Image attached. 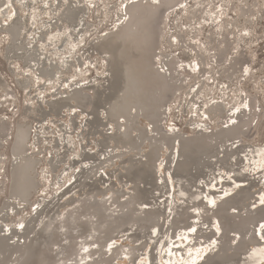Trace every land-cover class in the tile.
<instances>
[{"label": "bare ground", "instance_id": "bare-ground-1", "mask_svg": "<svg viewBox=\"0 0 264 264\" xmlns=\"http://www.w3.org/2000/svg\"><path fill=\"white\" fill-rule=\"evenodd\" d=\"M86 1L0 0V30L9 34L3 54L10 68L13 59L21 58L42 78L38 87L51 83L48 97L27 99L24 119L9 142L0 264H264V142L241 139V132L259 119L257 104L252 110L244 94L245 108L234 105L224 113L215 100L208 107L221 114V122L210 125L198 115L203 111L198 80L188 89L189 104L196 109L186 120L188 127L169 120V103L193 71L200 79L206 72L200 57L194 70L177 48L160 49L165 15L183 0H122L113 26L90 40L88 50L102 57V70L81 77L84 66H98L91 55L77 62L72 53L83 40ZM202 2L193 14L200 13ZM249 11L242 7L240 14ZM53 12L58 16L39 22L38 16ZM221 17L210 26L211 32L224 34L213 59L224 63L219 69L225 75L242 70L245 77L249 61L228 51L236 30ZM194 42L182 35L172 40L173 46L192 50ZM58 45L70 46L60 63L48 53ZM209 45L205 41L206 51ZM29 77L18 76L23 90ZM0 87L1 100H9L13 92L1 75ZM32 106L36 113L30 112ZM63 113L68 120L57 119ZM49 115L60 134L52 137L57 152L46 158L57 170L50 191L40 188L47 171L41 170L42 155L30 147L31 136L40 137L34 127ZM74 129L84 137L79 149L71 140ZM9 137V120L1 117L0 145ZM4 159L0 152V164ZM27 206L26 217L11 218Z\"/></svg>", "mask_w": 264, "mask_h": 264}, {"label": "rangeland", "instance_id": "rangeland-1", "mask_svg": "<svg viewBox=\"0 0 264 264\" xmlns=\"http://www.w3.org/2000/svg\"><path fill=\"white\" fill-rule=\"evenodd\" d=\"M121 1L122 0H87L86 1L88 12L86 15L87 17H85L86 25L83 26L84 27L83 40L75 43L72 53L74 54V58L75 60H77V62L79 61L80 57L86 58L88 55H91L92 59L94 58L93 60H95L98 66L93 65L91 67L90 65L88 68L87 66H84L83 72L80 74L81 77L83 76L86 77L87 75L88 76L93 75L95 70H98V68L102 70V65H103L102 57L97 52L88 50L90 45V40L95 33L101 32L102 30L113 26V22L116 16L115 12L118 9L119 3ZM182 2L177 6H173L169 8V10L165 15V18L162 22V27L164 29L160 40V49H162V51L164 52H169L170 50H172V48L173 49L177 48V53L179 54V56L185 61H187L189 65H192L194 70H198L199 66L197 65L196 62H197V58L200 57V62L204 63V66L206 68L205 76L207 77L204 76L200 79V77L197 74V71H193L194 74H192L189 77L190 78L188 79L189 81L187 80L185 86L181 88V90L169 103V120L174 123H177L179 126L183 128L188 127V125H186L188 124L186 120L188 119V117H190V115L193 112H196L195 111L196 109L194 110V104H189L190 95L188 93V89L192 86L193 83L199 80L202 82L201 89L203 91V92L200 91V93L198 94V98L201 101L203 107L202 108L203 111L198 112L199 118L202 117L210 125L220 124L221 114L211 112L209 110L208 105L213 101L218 100L224 107V113H226L225 111L228 108H231L234 105L236 106L242 105L241 108L239 109L240 111L243 108H245L244 102L246 99H244V97H246L245 95H247V97H249L248 99L251 102L250 104L252 110H254V107L257 104L256 107H258L260 115L255 127L249 129V131L243 130L241 132V139L242 141L245 142L251 141V142H257V144L259 145L262 144L264 142V0H206V4L202 6V9L199 14H193V11L203 3L202 0H183ZM242 7H248L250 9L249 13H247L246 15L240 14V9ZM106 8H109L108 9L109 11H106ZM46 14H43L42 15L43 17L38 16L40 23H43L44 22L43 20L50 18L51 15L58 16V14L55 12L49 15ZM206 15H209L210 20L205 19L204 16ZM221 15L223 21L227 20L232 22L231 27L232 29L236 30V32L231 37L232 44L228 51L232 56L241 54V57L244 60L249 61L248 62L249 71L247 70V72L245 73V77L243 76L244 72L242 70L235 71V73L232 76L225 75L226 71L225 70L221 71L219 69L220 66L224 65V63L215 62V60L213 59V57L215 56L217 57L218 52L221 51L224 34L221 33L220 29H218V31L211 32L212 30L210 29V26L211 23L216 18V16H221ZM61 23H63L64 25L67 22L66 21L64 22L63 20V22ZM49 29L50 28L48 27V30ZM51 29L53 31L57 30L56 27H53ZM38 31L39 30H36L34 32L39 33ZM175 35L176 36L182 35L187 40H192V41L195 40L194 42L195 48L192 50L185 45L173 46L172 40L175 39L176 37ZM210 35L212 36L215 35L213 40H210ZM8 41H9L8 32L5 30H0V75L4 79L6 84L10 87L11 91L13 92L11 93L9 100H4V99L1 100L3 95L2 89L4 87L3 88L0 87V119L1 117H6L10 123V137L6 143L0 145V152H2L5 158L4 163L0 164V178L5 176L3 177V181L4 180L5 181L3 184L4 187L3 191L0 193V199H1L0 202L3 199H5L8 194L9 163L12 159V154L9 150V142L12 140L11 138L15 132L16 124L18 123V121L24 119V114H22L23 107L25 106L27 99L30 100L32 99L33 101V99L35 100L37 97L46 98L50 95V90H51V86H50L51 83L45 84V87L43 88H40V86L38 87L39 85L38 83L42 80V78L35 77V70L26 67L21 58L13 59L12 65L14 70L10 68L6 56H4L3 54L4 46L8 43ZM205 41L210 42V45L208 46L209 48L208 51H206L205 50L206 48L204 47ZM66 47L68 48L70 46H66ZM66 47L64 48L61 47V45H58V47L48 52L49 56L60 63L62 61L61 59L65 57V53L68 51ZM77 48H79V50ZM58 50H60L59 53H56V51ZM193 54L194 55L197 54L195 55L196 57ZM91 57L89 58V60H91ZM95 67L98 68L96 69ZM72 69L73 66L71 70L65 72V74L71 73ZM187 70H190V67L188 65H187ZM21 75L22 77L30 76L28 90L27 89L23 90V88L20 87L18 83V76L21 77ZM30 112L36 113V108L32 106ZM201 113H203V115ZM61 115L58 116V118L57 116L55 117L58 120H63V119L68 120V113H63ZM49 117L50 118L48 119V121L45 120L41 122L39 126H36L33 129V131L38 130L40 132V137L36 139L35 135L34 137L32 135L30 140L31 151L37 153L39 152V155L40 156L42 155L41 157H43L41 170H43V167H45V170L47 171V175L45 179L46 181L44 179L42 180L43 182H41L40 188L44 189L48 187L46 188V190L48 191L53 190L52 187H50V183L53 184L57 180L56 178L57 170L52 169V166L48 164L46 158H49L52 153L57 152L53 145V139H52L53 135H57V137L60 136L59 132L56 129L57 124L51 121L53 115H49ZM29 118L36 120L34 115H30ZM82 118L83 117H80V120ZM82 138H84L83 134H81L78 131V129H74L71 135V140L74 144V149H79V146L83 141ZM89 139L87 140L88 144L92 145L94 139L93 137H92L93 140H89ZM65 177L67 179L69 178L68 175H66ZM66 178L62 181V184L67 180ZM5 190H7V192ZM30 210H31L30 206H27L24 209H21L19 213L12 212L13 215L11 218H13L14 220L19 218H24L28 215ZM0 222L2 221L0 220ZM8 222L10 223V220Z\"/></svg>", "mask_w": 264, "mask_h": 264}]
</instances>
